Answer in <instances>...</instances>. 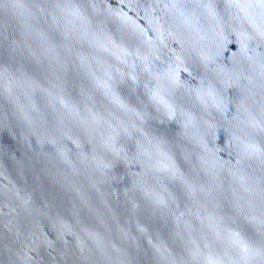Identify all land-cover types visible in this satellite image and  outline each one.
Returning a JSON list of instances; mask_svg holds the SVG:
<instances>
[{
	"label": "water",
	"instance_id": "water-1",
	"mask_svg": "<svg viewBox=\"0 0 264 264\" xmlns=\"http://www.w3.org/2000/svg\"><path fill=\"white\" fill-rule=\"evenodd\" d=\"M0 264H264V0H0Z\"/></svg>",
	"mask_w": 264,
	"mask_h": 264
}]
</instances>
